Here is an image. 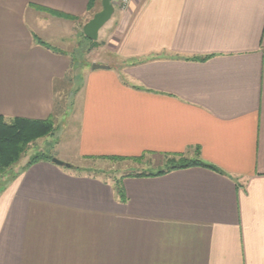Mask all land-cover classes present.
Wrapping results in <instances>:
<instances>
[{"label": "crops", "instance_id": "0c3cea01", "mask_svg": "<svg viewBox=\"0 0 264 264\" xmlns=\"http://www.w3.org/2000/svg\"><path fill=\"white\" fill-rule=\"evenodd\" d=\"M89 1L0 0V117L52 118L65 163L0 188V264H264V0H112L118 66L75 89ZM112 157L218 170L127 176L121 198L84 165Z\"/></svg>", "mask_w": 264, "mask_h": 264}, {"label": "rangeland", "instance_id": "374dc122", "mask_svg": "<svg viewBox=\"0 0 264 264\" xmlns=\"http://www.w3.org/2000/svg\"><path fill=\"white\" fill-rule=\"evenodd\" d=\"M122 1V0H121ZM116 3H121L120 0H115ZM95 13V10L91 11ZM97 14V13H96ZM95 14V15H96ZM116 17V15L114 14ZM83 24V22H82ZM115 29L114 18L111 19L102 27L100 37L96 41L83 40L79 49L75 50L74 61L71 71L68 73V77L65 84L72 88H78L85 81V73L90 72L93 64H108L113 67H117V58L113 53L106 48L107 40ZM57 131V130H56ZM55 131V132H56ZM55 134V133H54ZM53 135V134H52ZM49 135L44 138H40L35 142H32L26 151L21 156V159L14 164L11 168L7 169L4 173H0V188H4V184L10 182L17 177L22 168L27 165L35 156L53 154L56 143H53L54 138ZM149 162L150 164H147ZM167 162V161H166ZM152 158L146 157L142 162L133 161H113L109 159H97L93 161L85 162V166L93 169L94 174L102 176L103 178H113L117 182L121 177L131 173H142V172H156L159 169L166 168L165 165H153Z\"/></svg>", "mask_w": 264, "mask_h": 264}, {"label": "trees", "instance_id": "16d2710c", "mask_svg": "<svg viewBox=\"0 0 264 264\" xmlns=\"http://www.w3.org/2000/svg\"><path fill=\"white\" fill-rule=\"evenodd\" d=\"M99 0H90L88 5V10H94L97 2ZM57 15V13H53ZM58 16H62L59 14ZM56 131V126L52 118L46 120H31L25 118H15L12 121H6L3 117H0V173H4L7 169L11 168L20 159L26 148L36 140L40 138L47 137L54 134ZM42 158L51 160L52 157L48 155L35 156L27 166L34 164L35 162L41 160ZM145 157H112L103 158L113 161H133L142 162ZM167 167L165 169L157 170L156 172H142V173H131L121 177L116 182L117 191L119 195L124 197V191L122 187V180L125 177H151L160 176L170 171L176 169H184L195 166H201L205 168H211L218 170L212 165H208L198 159H189L185 157H168Z\"/></svg>", "mask_w": 264, "mask_h": 264}, {"label": "water", "instance_id": "95a60500", "mask_svg": "<svg viewBox=\"0 0 264 264\" xmlns=\"http://www.w3.org/2000/svg\"><path fill=\"white\" fill-rule=\"evenodd\" d=\"M103 9L98 12L85 26L84 34L92 41H96L99 38V31L102 27L111 19L114 14V6L112 0H102ZM108 68L103 65L93 64L92 69ZM53 162L59 166H64L65 163L53 158Z\"/></svg>", "mask_w": 264, "mask_h": 264}, {"label": "built area", "instance_id": "2783aa9c", "mask_svg": "<svg viewBox=\"0 0 264 264\" xmlns=\"http://www.w3.org/2000/svg\"><path fill=\"white\" fill-rule=\"evenodd\" d=\"M128 1L129 0H122V1L120 0L121 3H119V6L124 8L126 4L128 3Z\"/></svg>", "mask_w": 264, "mask_h": 264}]
</instances>
